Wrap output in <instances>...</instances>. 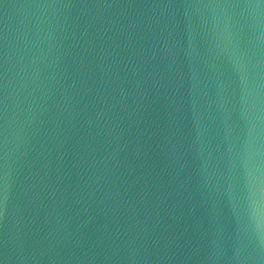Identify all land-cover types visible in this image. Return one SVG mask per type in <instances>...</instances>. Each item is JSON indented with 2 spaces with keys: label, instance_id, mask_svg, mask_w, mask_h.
Masks as SVG:
<instances>
[{
  "label": "water",
  "instance_id": "1",
  "mask_svg": "<svg viewBox=\"0 0 264 264\" xmlns=\"http://www.w3.org/2000/svg\"><path fill=\"white\" fill-rule=\"evenodd\" d=\"M0 264H264V0H0Z\"/></svg>",
  "mask_w": 264,
  "mask_h": 264
}]
</instances>
